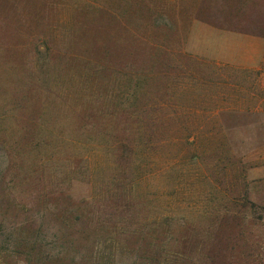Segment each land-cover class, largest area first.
I'll use <instances>...</instances> for the list:
<instances>
[{
    "label": "rangeland",
    "instance_id": "rangeland-1",
    "mask_svg": "<svg viewBox=\"0 0 264 264\" xmlns=\"http://www.w3.org/2000/svg\"><path fill=\"white\" fill-rule=\"evenodd\" d=\"M196 5L0 0V264H264V100L215 98ZM123 110L216 134L127 157Z\"/></svg>",
    "mask_w": 264,
    "mask_h": 264
},
{
    "label": "crops",
    "instance_id": "crops-1",
    "mask_svg": "<svg viewBox=\"0 0 264 264\" xmlns=\"http://www.w3.org/2000/svg\"><path fill=\"white\" fill-rule=\"evenodd\" d=\"M193 2L197 5L181 50L198 66L212 68L215 98L264 100V0Z\"/></svg>",
    "mask_w": 264,
    "mask_h": 264
},
{
    "label": "trees",
    "instance_id": "trees-1",
    "mask_svg": "<svg viewBox=\"0 0 264 264\" xmlns=\"http://www.w3.org/2000/svg\"><path fill=\"white\" fill-rule=\"evenodd\" d=\"M123 115V126L119 130L121 134H123L122 142L118 143V146H115L116 148L114 150L127 157L134 156V154H136L137 152L136 148L139 149L138 146H135V142L133 139V136L135 135H138L141 138L142 142L140 144L143 145L142 147H147L152 146L155 141L157 143L165 144L166 141H172V139L175 141H180L185 139L188 140L191 137L197 138L199 136L206 139H213L214 135L216 134L214 129L197 130L184 128V126H180L174 129L166 128L168 124L171 123L170 121L181 120L186 122L190 117V115L187 114L150 113L138 110H123ZM207 116L213 115L210 114ZM159 125L163 126L162 128L164 130H159ZM168 131H170L171 133V135L169 136L166 134ZM223 133L226 137V133ZM221 149L226 150V152L228 153L229 151H231V148L228 145L222 146ZM159 260L160 259H158V262Z\"/></svg>",
    "mask_w": 264,
    "mask_h": 264
}]
</instances>
